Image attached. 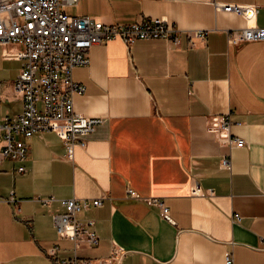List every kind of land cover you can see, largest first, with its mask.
Here are the masks:
<instances>
[{
	"label": "crops",
	"instance_id": "1",
	"mask_svg": "<svg viewBox=\"0 0 264 264\" xmlns=\"http://www.w3.org/2000/svg\"><path fill=\"white\" fill-rule=\"evenodd\" d=\"M82 2L80 15L107 24L166 18L181 43L112 40L74 70L85 87L74 96L76 112L103 122L72 157L55 132H46L22 138L25 161L4 160L0 198L14 190L20 203L0 201V264H54V246L57 258L87 264H228V252L233 264H264V41L231 43L249 22L221 7L252 6V24L264 28V0ZM200 31L206 36L196 37ZM11 54L2 59L20 66L0 83V121L23 109L15 89L22 62L5 57ZM220 116L247 146L232 147L210 130ZM50 197V205L39 200ZM71 198L103 199L79 214L96 222L97 247L76 252L60 237L53 216Z\"/></svg>",
	"mask_w": 264,
	"mask_h": 264
},
{
	"label": "built area",
	"instance_id": "2",
	"mask_svg": "<svg viewBox=\"0 0 264 264\" xmlns=\"http://www.w3.org/2000/svg\"><path fill=\"white\" fill-rule=\"evenodd\" d=\"M81 0H0V45H18L17 52L6 55L22 62L21 71L15 80V89L22 95L23 109L18 114L7 115L0 121V167L5 159L25 161L29 147L22 138L55 132L65 143L67 154L72 157L75 147L84 145L85 140L102 124V118L86 117L75 110V94H83L85 87L74 80V70L88 66L90 52L98 45L121 39L127 45L136 40L164 39L180 45V30L166 18L154 17L131 24H107L99 18L67 13ZM227 12L243 15L248 26L238 34L230 36V42L264 41V28L252 24L257 10L252 6L223 4ZM196 37L206 33L197 32ZM232 121L220 116L209 127L220 140L232 147H245L243 138L231 134ZM225 167L231 160L224 159ZM19 172H25L24 166ZM198 192L202 189L198 186ZM130 193L135 196L133 191ZM46 205L56 201L55 197L39 198ZM0 201L18 207L14 190L8 198ZM64 212L55 214L54 220L62 239L75 243V250L81 246L97 247L100 236L93 219L80 218L83 211L104 205L102 198L61 200ZM163 209V216L171 221L169 209L155 201ZM239 218V217H238ZM240 219V218H239ZM59 247L48 251L54 264H87L78 256L57 258ZM118 260L120 259L117 258ZM226 262L233 264V257L227 253Z\"/></svg>",
	"mask_w": 264,
	"mask_h": 264
},
{
	"label": "rangeland",
	"instance_id": "3",
	"mask_svg": "<svg viewBox=\"0 0 264 264\" xmlns=\"http://www.w3.org/2000/svg\"><path fill=\"white\" fill-rule=\"evenodd\" d=\"M87 5L82 2L76 7H70L66 11L67 13L74 14V15H80L82 10L86 9ZM19 49H21L20 46L18 45H0V83L5 84L6 81L10 79V75L15 73L16 70L19 68L20 63L16 60H3L2 57L6 53H15ZM2 95H0V100ZM3 111H4V105H0V119L3 116Z\"/></svg>",
	"mask_w": 264,
	"mask_h": 264
}]
</instances>
